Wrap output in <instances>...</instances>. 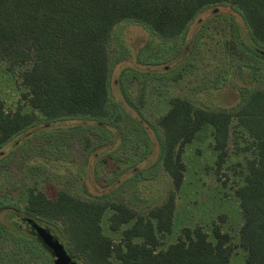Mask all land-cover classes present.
Masks as SVG:
<instances>
[{"label":"rangeland","instance_id":"rangeland-1","mask_svg":"<svg viewBox=\"0 0 264 264\" xmlns=\"http://www.w3.org/2000/svg\"><path fill=\"white\" fill-rule=\"evenodd\" d=\"M257 51L264 52V43L254 40L240 9L230 4L203 9L176 38H161L133 20L116 24L108 50L109 110L114 114L101 124L87 117L48 122L37 110L33 125L0 148V264H53L50 252L32 256L31 235L13 226L22 216L16 207L26 205L31 189L50 197L60 190L80 198L107 195L143 213L160 205L173 183L157 164L162 131L156 120L169 109L172 96L230 111L240 101V88L264 87V58ZM21 72L0 64V101L7 112L31 110ZM125 82L129 93L143 100L140 114L124 98ZM212 129L203 125L183 149L185 179L177 191L172 232L161 237L160 247L175 242L186 226L201 225L214 240L212 227L217 223L230 234L234 247L228 264H247V251L239 244L243 215L235 187L243 181L242 167L251 152L242 148L244 135L234 123L238 138L232 132L219 176ZM110 213L107 210L102 227L117 241L121 229H110ZM50 223L64 239L63 222Z\"/></svg>","mask_w":264,"mask_h":264},{"label":"trees","instance_id":"trees-1","mask_svg":"<svg viewBox=\"0 0 264 264\" xmlns=\"http://www.w3.org/2000/svg\"><path fill=\"white\" fill-rule=\"evenodd\" d=\"M227 4L240 9L254 40L264 43V0H0V64L22 69L24 97L31 106L30 111L19 107L7 112L0 101V148L33 125L37 110L48 122L87 117L101 124L114 114L109 110L108 50L119 22L133 20L170 39L182 36L203 9ZM256 54L264 58V52ZM128 75L127 70L123 81ZM122 88L124 98L140 114L143 100L129 93L126 82ZM240 90V101L230 111L196 106L181 96L170 98L169 109L156 120L162 131L157 164L168 173L173 188L146 213L108 200L107 195L80 198L60 190L50 197L36 189L29 190L26 205L17 206L16 212L47 229L78 264H228L234 247L230 234L217 223L212 227L214 240L201 225L186 226L175 242L160 246L161 237L174 225L177 191L187 168L184 147L210 124L220 176L232 132L238 138L237 128L246 142L242 148L251 152L242 167L243 181L235 187L243 215L239 244L247 251V264H264V87ZM107 210L110 229H121L117 241L102 227ZM54 220L63 222L64 239L50 225ZM23 230L32 237V256L49 252L34 234Z\"/></svg>","mask_w":264,"mask_h":264},{"label":"water","instance_id":"water-1","mask_svg":"<svg viewBox=\"0 0 264 264\" xmlns=\"http://www.w3.org/2000/svg\"><path fill=\"white\" fill-rule=\"evenodd\" d=\"M17 225L18 227L31 232L40 240V242L50 252L53 259V264H78L68 254L62 243H60L58 239L50 234L47 229H44L36 222L26 218H20L17 222Z\"/></svg>","mask_w":264,"mask_h":264},{"label":"flooded vegetation","instance_id":"flooded-vegetation-1","mask_svg":"<svg viewBox=\"0 0 264 264\" xmlns=\"http://www.w3.org/2000/svg\"><path fill=\"white\" fill-rule=\"evenodd\" d=\"M21 218V217H20ZM20 228V227H19ZM21 230H23V228H20ZM25 231V230H24ZM53 260V259H52Z\"/></svg>","mask_w":264,"mask_h":264}]
</instances>
